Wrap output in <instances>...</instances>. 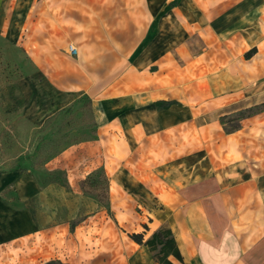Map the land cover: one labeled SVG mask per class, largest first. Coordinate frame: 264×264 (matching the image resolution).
Masks as SVG:
<instances>
[{
    "label": "crops",
    "instance_id": "crops-1",
    "mask_svg": "<svg viewBox=\"0 0 264 264\" xmlns=\"http://www.w3.org/2000/svg\"><path fill=\"white\" fill-rule=\"evenodd\" d=\"M20 34L36 89L89 98L96 130L49 162L68 187L0 173L22 205L0 212V264H156L129 234L161 226L174 264H264V111L220 123L264 103V0H39ZM99 167L118 214L80 189Z\"/></svg>",
    "mask_w": 264,
    "mask_h": 264
},
{
    "label": "rangeland",
    "instance_id": "rangeland-1",
    "mask_svg": "<svg viewBox=\"0 0 264 264\" xmlns=\"http://www.w3.org/2000/svg\"><path fill=\"white\" fill-rule=\"evenodd\" d=\"M16 2L15 13L6 18L7 30L2 27L4 13H0V172L27 173L42 183L64 182L65 172L48 169L49 162L62 150L94 136L92 109L84 98L56 107L55 96L49 90L36 89L38 78L24 56L20 32L24 14L39 0ZM50 154L55 156L45 162ZM80 183L83 193L100 200L96 199L98 205L91 209V214H118L112 205L107 209V181L102 173L95 170ZM15 193L13 184L0 189L1 213L22 210ZM130 210L133 214L141 213L139 207L130 206ZM4 221L5 216L0 214L2 236L6 231Z\"/></svg>",
    "mask_w": 264,
    "mask_h": 264
},
{
    "label": "trees",
    "instance_id": "trees-1",
    "mask_svg": "<svg viewBox=\"0 0 264 264\" xmlns=\"http://www.w3.org/2000/svg\"><path fill=\"white\" fill-rule=\"evenodd\" d=\"M175 2L176 1H173L172 4H174ZM252 51H253V49L250 50L247 53V55H249ZM82 98L86 99L85 97H82ZM88 103L91 106V100L89 98H88ZM260 111H264V103L254 105V106H251L249 108L241 109V110H238L236 112H232L229 114L222 115V116H220V123L226 132H232V131H234L240 127L239 121L242 118L251 116V115L256 114ZM95 130H96V126H95ZM93 138H95V133H94V136L90 139H93ZM54 156H55V154L48 155L47 158L45 159V162L50 160ZM96 170H98L100 173H102L103 176L106 178L103 168L99 167ZM92 173H90L88 175L87 179H89V177H90V175H92ZM52 181H55V180H52ZM106 181H107V179H106ZM60 183H63L64 185H66L68 187V185L65 182H60ZM95 199L99 200L97 197ZM108 208H109V204L107 202V209ZM79 221L80 220L78 219V220L72 222L71 228H73L74 225L76 223H78ZM145 229H146V227H145ZM129 236L136 243L144 245L148 248V250L151 252L152 257L155 260L156 264H174L169 259V256L174 257L178 261H182V257L180 255V252H179L177 246H176V242L174 240L172 232H171L170 228H168L166 226H161L157 230L153 231L147 238H144L143 233H131V234H129ZM43 264H68V263H64L58 259H50V260L44 262Z\"/></svg>",
    "mask_w": 264,
    "mask_h": 264
},
{
    "label": "built area",
    "instance_id": "built-area-1",
    "mask_svg": "<svg viewBox=\"0 0 264 264\" xmlns=\"http://www.w3.org/2000/svg\"><path fill=\"white\" fill-rule=\"evenodd\" d=\"M67 51H68V53L71 54V55H76V54H77V49H76V47L73 46L72 44H69V45L67 46Z\"/></svg>",
    "mask_w": 264,
    "mask_h": 264
}]
</instances>
